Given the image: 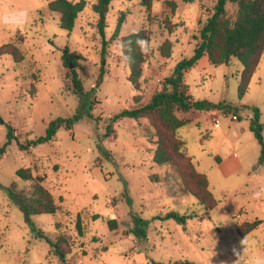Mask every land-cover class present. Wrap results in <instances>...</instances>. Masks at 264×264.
I'll return each instance as SVG.
<instances>
[{"label": "rangeland", "instance_id": "obj_1", "mask_svg": "<svg viewBox=\"0 0 264 264\" xmlns=\"http://www.w3.org/2000/svg\"><path fill=\"white\" fill-rule=\"evenodd\" d=\"M50 1L54 0H0V149L8 125L16 140L25 144L45 136L52 121L74 117L81 105L93 119L85 117L70 130L58 125L53 141L30 153L22 152L17 141L7 148L0 160V264H61L39 231L52 241L62 235L70 239L67 264H264V222L244 237L236 229L238 219L248 220L247 213L253 218L249 221L264 220V195L258 190L262 184L256 177L264 164L250 130L252 107L260 109L264 125V56L242 99L243 67L235 59L229 67L203 61L186 74L194 100L238 108L237 120L234 113L200 112L179 130L187 154L207 176L218 201L206 215L203 206L184 192L175 165L153 163L157 137L148 121L111 120L126 109L146 105L178 63L194 56L199 42L195 36L216 0H154L151 11L141 0L115 1L107 18L106 43L93 11L97 0H85L87 7L71 33L60 27V15L48 10ZM228 11L233 15L236 7L229 5ZM19 13L24 14L20 22H8L9 15ZM121 13L126 15L125 24L119 38L113 39ZM139 31L148 33L150 40L143 45L146 63L137 89L130 81L120 39ZM167 40L174 45L171 58L161 54ZM7 44L20 49L23 62L3 55ZM66 48L80 56L77 71L85 92L81 97L68 78L72 69L63 65ZM109 128L113 134L106 136ZM234 154L243 167L227 178L218 162ZM22 168L45 176L43 185L60 206L55 215L28 220L11 199L8 190L13 182L19 191L31 190L32 182L16 176ZM171 211L193 219L179 225L165 219ZM109 218L117 220L114 231L107 225ZM137 220L148 223L147 240H138L132 232Z\"/></svg>", "mask_w": 264, "mask_h": 264}, {"label": "trees", "instance_id": "obj_2", "mask_svg": "<svg viewBox=\"0 0 264 264\" xmlns=\"http://www.w3.org/2000/svg\"><path fill=\"white\" fill-rule=\"evenodd\" d=\"M115 1L126 0H97L93 5V11L98 16L97 27L103 38V43H106L108 14L112 3ZM153 1L141 0V5L146 10L151 11ZM172 5L177 8L175 3ZM229 5L236 7L233 15L229 14ZM86 7L87 2L85 0L79 2L54 0L48 3V10L60 15V27L70 33L74 30L76 20ZM125 18V13H121L113 39L119 38L121 29L125 24ZM149 40V35L145 31L135 32L120 39L123 57L129 56L131 58L127 61L124 60L130 69V81L137 89H139V79L143 75V65L146 63L143 45ZM195 40H199V42L196 45L194 56L178 63L172 76L166 79L163 88L157 91L146 105L126 109L116 114L111 121L116 123L123 119L147 120L149 127L157 137L153 163L158 166L175 165L181 177L184 192L193 196L203 206L205 214L209 215L218 206V201L210 191L207 176L198 172L193 158L187 154L186 144L179 135V130L192 124V118L189 117L192 113L224 111L225 113H234V116L237 117L238 108L228 103L214 104L207 100H194L189 95L185 77L205 56L208 57L209 63L214 66L229 67L235 59L243 67L239 86V97L242 99L248 92L251 79L264 55V0H216L210 16L202 24L199 36H195ZM173 48L174 45L171 41H165L161 47L162 56L171 58ZM3 50V55L12 56L17 63H21L25 59L20 49L15 45L7 44ZM79 60L78 54L69 48L65 49L62 56L63 65L65 68L73 67L68 78L71 79L75 92L81 97L85 92L83 82L77 71ZM250 109L253 112L250 130L260 146L259 162L264 164L262 113L257 107ZM85 117L93 119V115L81 105L74 117L52 121L45 136L28 140L25 144L16 140L14 128L8 125L6 143L0 149V160L13 141H17L22 152L30 153V150L38 145L53 141L58 125H66L70 130L73 124ZM110 134H113V131L109 128L106 136ZM16 176L22 181L32 182L29 193L19 191L16 182H13L8 190L11 199L20 206L28 220L38 215H55L59 211L60 206L57 205L54 196L43 185L45 176H35L31 168L18 170ZM127 201L129 204L131 203L128 198ZM165 219L174 220L177 224L186 226L188 221L193 219V215L171 211L166 214ZM262 224L263 221L258 219L244 222L238 219L236 229L238 234L244 237L258 230ZM107 225L110 231H114L118 227L117 220L114 218H109ZM77 228L81 232L80 218H78ZM147 230L148 223L137 220L132 232L138 240H147ZM39 232L40 238L50 245L52 253L61 264H67V256L72 253L70 239L62 235L56 241H52L44 232Z\"/></svg>", "mask_w": 264, "mask_h": 264}, {"label": "crops", "instance_id": "obj_3", "mask_svg": "<svg viewBox=\"0 0 264 264\" xmlns=\"http://www.w3.org/2000/svg\"><path fill=\"white\" fill-rule=\"evenodd\" d=\"M203 61H205L206 63H209L208 57H206V56L203 57L200 60L199 64L201 62H203ZM199 64H198V66H199ZM198 66H196V67H198ZM189 72H191V70ZM200 115H201L200 112H196V113L190 114L189 117L192 118L194 116H200ZM218 166H219L220 170L223 172L224 176L227 177V178H229L230 176L236 174L243 167L242 166V162L239 160V158L237 157L236 154L231 156L228 160L220 159V161L218 162ZM256 177L259 180V183L262 184V185H260V187H258V190L260 191L261 194L264 195V170L258 171V174H257ZM250 182L258 183L255 180H254V182L252 180ZM255 185H257V184H255ZM257 186H259V185H257ZM263 202H264V200H263ZM246 212H248V209L246 210ZM263 214H264V207H263ZM246 216H247L248 220H253V218H249L248 213H247ZM255 219H257V218H255ZM258 220H260V219H258ZM262 221L264 222V220H262Z\"/></svg>", "mask_w": 264, "mask_h": 264}, {"label": "clouds", "instance_id": "obj_4", "mask_svg": "<svg viewBox=\"0 0 264 264\" xmlns=\"http://www.w3.org/2000/svg\"><path fill=\"white\" fill-rule=\"evenodd\" d=\"M23 15H24L23 13L11 14L7 17V20L9 23H17L21 21ZM140 43H143V42H140ZM124 59L127 61V60H130L131 58L129 56H125ZM256 194L259 195V193H256ZM235 254L239 256L240 253L236 251Z\"/></svg>", "mask_w": 264, "mask_h": 264}, {"label": "built area", "instance_id": "obj_5", "mask_svg": "<svg viewBox=\"0 0 264 264\" xmlns=\"http://www.w3.org/2000/svg\"><path fill=\"white\" fill-rule=\"evenodd\" d=\"M234 120H237V117L234 116Z\"/></svg>", "mask_w": 264, "mask_h": 264}, {"label": "water", "instance_id": "obj_6", "mask_svg": "<svg viewBox=\"0 0 264 264\" xmlns=\"http://www.w3.org/2000/svg\"><path fill=\"white\" fill-rule=\"evenodd\" d=\"M73 67H70V69H72Z\"/></svg>", "mask_w": 264, "mask_h": 264}]
</instances>
